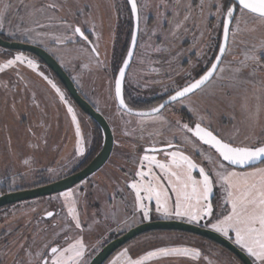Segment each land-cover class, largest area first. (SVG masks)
Wrapping results in <instances>:
<instances>
[{
	"label": "rangeland",
	"instance_id": "1",
	"mask_svg": "<svg viewBox=\"0 0 264 264\" xmlns=\"http://www.w3.org/2000/svg\"><path fill=\"white\" fill-rule=\"evenodd\" d=\"M138 1L141 36L126 84L127 97L135 105L139 102L158 104L177 86L196 77L199 69L196 68V60L190 55L194 52L199 56L200 46L203 49L204 45L220 39L221 29L217 27L219 19L215 15L216 8L210 6L214 5V0H203V15L198 7L201 0H180L179 5H174L173 0H165L170 5L167 9L163 6L157 7L162 4V0ZM5 2L11 7L5 21L6 30L0 34L8 39L20 41L19 33L13 37L8 35V32L14 31L17 26L33 27L35 32L49 33L50 35L36 37L35 43H28L46 50L59 61L80 93L109 122L115 146L108 163L102 169L79 186L68 190L76 194L77 213L83 231L75 229L74 222L67 215V206L61 193L0 209V264H21L26 259L24 251L20 248L21 244L27 247L33 243L35 236L34 251L38 250L46 240H56L54 231L63 235L62 229L68 226H71L69 236L83 237L87 245L85 259L89 264L108 241L137 225L153 219H164L155 212L153 202L150 219L143 220L142 215L135 210L134 193L126 186L136 171L137 165L134 161L144 154L145 148L153 144L162 147L164 142L175 136L174 143H178L182 150L201 166L208 167L207 161L201 158L192 144L184 140V134L175 124L176 120L186 123L195 117L186 107L175 104L164 110L171 128L160 129L158 124L146 121L142 130L138 117L129 116L122 110L118 111L114 99V82L121 60L120 50H124L131 34V18L124 0H67L65 11L57 14L66 17L70 22L79 20L83 24L87 17L73 13H76L78 7L91 5L90 9L85 8L93 17L92 23L86 27L93 44L98 46L101 62L99 64L90 53L79 50L84 44L82 41L80 44L67 45L54 42V35L70 34L59 21L49 22L40 17L41 23L51 26L36 28L31 24L28 12L33 5L39 6L42 0ZM220 2L223 3L224 0ZM187 3L193 5L191 19L185 21L182 28L175 30V23L183 21L184 6ZM174 9L179 11V16L173 14ZM255 35L258 37L260 34ZM245 39L250 37L245 36ZM184 42H188L190 47L182 49ZM157 48L161 50L156 51ZM234 52L237 58H240V48L237 47ZM18 53L33 58L39 65L38 71L53 80L64 92L68 104L72 106L80 122L84 154H77L75 125L67 106L60 101L47 81L26 65L6 69L0 73V196L17 189L53 183L72 174L89 154H92L96 138V129L90 119L74 103L57 77L41 60L26 52L0 48V63ZM183 57L189 61L185 69L181 66ZM228 60H232V57L229 56ZM165 89H168V92ZM245 96L249 108L254 109L256 100L251 91L245 93L217 89L214 96L197 94L191 97V102L199 107L206 122L221 135L228 136L235 129H239L237 138L242 140L250 131H254L256 135L264 134V113L261 114L260 125L254 130L249 128L250 122L241 108ZM137 100L139 102H135ZM158 131H162L163 135H156ZM126 132L128 135H125ZM202 147L207 151V146ZM157 158L163 159L164 156L161 153ZM26 159L29 160L27 165L24 163ZM216 191L219 192V189ZM113 196L116 199L113 200ZM213 203L218 213L223 210L219 195L214 197ZM49 211L56 214L54 219L44 217ZM52 224L57 227L53 229ZM207 224L208 220L205 219L195 225L210 229ZM46 227V232L40 231L37 235L39 229ZM59 243L63 244L64 240L60 239ZM175 246L199 249L202 258L193 261L185 257H160L148 264H209V261L211 264H242L220 246L192 235L166 231L150 232L133 239L116 251L105 264H110L125 248L135 257L155 248Z\"/></svg>",
	"mask_w": 264,
	"mask_h": 264
},
{
	"label": "snow or ice",
	"instance_id": "2",
	"mask_svg": "<svg viewBox=\"0 0 264 264\" xmlns=\"http://www.w3.org/2000/svg\"><path fill=\"white\" fill-rule=\"evenodd\" d=\"M130 4L131 14L136 19V31L132 33V45L137 43V31L141 20L138 0H127ZM174 5H179L180 0H173ZM165 9L170 7L165 0L161 5ZM216 17L219 19V27L222 30V41L216 44L218 53L208 61V66L181 86H177L159 104L150 107L146 111H136L126 103L124 95V81L126 69L129 67L134 53L129 48L127 58L123 60V66L119 68L114 82V99L118 103V111L123 110L129 116L139 118L138 123L143 130L146 121L158 124L160 129L171 128V123L164 115V110L170 106L180 104L195 117L191 122L182 123L176 120L179 131L184 134V140L192 144L201 158L208 163V167L201 166L193 157L174 143L173 139L164 142L162 147L144 149V154L139 156L136 163V171L132 174L131 182L127 187L134 193L135 210L143 220H149L154 202L155 212L164 219L186 220L189 224H199L207 219L206 225L212 231L228 238L242 252L251 258V264H264V134L256 135L250 131L244 139L238 140L239 129L228 136L221 135L211 127L206 118L201 114L199 107L191 102V97L197 94L214 96L216 90L228 89L232 92L251 91L256 100L254 109H250L245 102L241 105L249 120V128L254 130L260 125L261 114L264 113V0H214ZM11 5L5 0H0V32L5 31ZM67 0H42L39 6L33 5L28 12L31 24L36 28L50 27L51 24L41 23L40 17L45 20L59 21L70 34L61 33L52 38L60 45L84 44L79 49L90 53L99 61L98 46L89 39V30L86 25L92 23L91 5L78 7L73 15L87 17L83 24L79 20L70 22L64 16L57 15L65 11ZM147 7V5H145ZM183 21H177L175 30L183 27V23L191 19L193 11L192 3L185 6ZM203 15L204 3L198 5ZM70 11V9H69ZM179 16V11H173ZM243 25V26H242ZM93 25V29H94ZM33 27H19L9 31V37L16 36L22 43H35L36 37L50 35L49 33H33ZM259 33L257 37L255 34ZM175 34V31L173 32ZM245 36L250 39H245ZM42 43V41H41ZM240 48V58L235 55L234 49ZM161 49L157 48L156 51ZM231 56L232 60H228ZM18 65H26L29 69L37 71L47 83L55 90L61 102L67 106L75 125L77 137L76 150L78 155L84 154V138L81 132L80 122L72 106L68 104L64 92L57 84L49 79L43 72L38 71L37 62L23 53L4 60L0 63V73L6 69H13ZM87 67V65H85ZM191 76V73L188 74ZM168 92V89H165ZM131 123V121H129ZM264 133V128H262ZM125 135H128L126 132ZM156 135H163L158 131ZM142 138V137H141ZM202 146H207V151ZM163 159H158L159 154ZM29 164V160H24ZM49 171H52L49 169ZM194 173H196L194 175ZM127 175V173H125ZM219 189V192L216 189ZM219 195L223 202V210L219 213L214 208V197ZM67 206V215L74 222L75 229L83 231L82 224L77 213L76 194L72 191L61 193ZM115 199V196L112 197ZM115 215V213H113ZM56 214L49 211L46 217L55 218ZM51 227L55 229L56 224ZM71 226L62 229L61 232H53L56 240H46L42 247L34 251L33 243L27 247L24 244L20 248L24 251L25 261L21 264H87L85 259L87 245L82 236L72 237L68 235ZM47 231V227L39 229ZM63 239L64 243H59ZM160 257H185L195 261L202 258L199 249L175 246L160 247L144 252L133 257L128 248L121 251L110 264H148ZM207 259L206 257H203ZM211 264V261H209Z\"/></svg>",
	"mask_w": 264,
	"mask_h": 264
},
{
	"label": "water",
	"instance_id": "3",
	"mask_svg": "<svg viewBox=\"0 0 264 264\" xmlns=\"http://www.w3.org/2000/svg\"><path fill=\"white\" fill-rule=\"evenodd\" d=\"M129 7L131 8L130 4ZM133 20V30L136 31V19L132 16ZM140 31V25H139ZM139 31H137V43L135 46L132 45V39L130 41L129 48H132L135 54ZM132 38V37H131ZM222 41V40H221ZM0 48L9 51H20L26 52L34 55L39 60H41L57 77L60 83L63 85L71 99L79 107V109L91 120H93L102 133V147L101 150L95 155L92 161L81 171L65 177L59 181L49 183L47 185L37 187L30 190H23L17 192H10L0 196V209L8 206L19 204L21 202L46 198L62 192L73 189L78 184L82 183L90 176L102 169L109 161L113 149L115 146V138L113 130L107 121V119L87 101L80 94L78 88L74 84L73 80L63 69V67L58 63V61L46 50L29 43H22L20 41H9L0 37ZM129 50V49H128ZM128 53V52H127ZM127 58V55L125 59ZM134 55L131 58L129 67L126 69L125 79L132 64ZM123 66V63L121 67ZM118 75V74H117ZM125 87V81L124 85ZM127 103V102H126ZM118 105V103H117ZM136 111H146L148 109H134ZM123 111V110H122ZM148 148V147H147ZM48 218V217H47ZM156 231H166V232H180L195 235L204 239H207L233 254L242 264H251V258H249L246 253L242 252L235 244L232 243L230 239H227L212 231L211 229L204 228L195 224H189L187 222L179 220H155L150 222H145L143 224L137 225L124 233L123 235L117 237L116 239L105 245L89 262V264H105L107 260L120 248L131 242L133 239L140 237L144 234Z\"/></svg>",
	"mask_w": 264,
	"mask_h": 264
},
{
	"label": "flooded vegetation",
	"instance_id": "4",
	"mask_svg": "<svg viewBox=\"0 0 264 264\" xmlns=\"http://www.w3.org/2000/svg\"><path fill=\"white\" fill-rule=\"evenodd\" d=\"M125 1V4H126V8H127V11H129V14H130V18H131V21H130V24H131V34H130V39H129V41H128V44L126 45V46H124V50L122 51V49L120 50V52H121V60H120V63H119V68L121 67V65H122V63H123V60L125 59V57H126V55H127V52H128V49H129V45H130V41H131V37H132V30H133V20H132V14H131V11H130V7H129V4H128V2H127V0H124ZM138 6H139V10H140V4H139V1H138ZM141 15V14H140ZM121 33V32H120ZM140 36H141V20H140V31H139V39H138V44H139V40H140ZM89 39L93 42V40H92V37H91V35H89ZM221 40H222V30H221V34H220V39H216V41H214V42H211V43H209L208 45H204V47L205 48H203L202 49V47L200 46L199 47V49H200V53H199V56H198V54L197 53H192L191 55H190V57H193L195 60H196V63H197V65H196V68H198L199 70H198V74H201L202 73V70L203 69H205L207 66H208V61H210V60H212L213 58H214V56L218 53V49L216 48V44H218L219 42H221ZM21 42V41H20ZM30 44V43H29ZM190 47V44L188 43V42H184L183 44H182V49H187V48H189ZM137 49H138V45H137V48H136V51H135V54H134V58H135V55H136V52H137ZM209 52H210V54H209ZM49 53V52H48ZM54 57V56H53ZM170 57L171 56H169V60H170ZM55 58V57H54ZM134 58H133V61H134ZM56 59V58H55ZM57 60V59H56ZM181 60L183 61L182 62V68H187L188 67V59L187 58H185V57H183V58H181ZM58 61V60H57ZM133 61H132V64H131V66H130V69H129V71H128V74H127V76H126V79H125V87H124V95H125V100H126V102L129 104V106L130 107H133L135 104H133V102H131L130 100H129V98L127 97V88H126V84H127V80H128V76H129V74H130V71H131V67H132V65H133ZM58 63H59V61H58ZM60 64V63H59ZM62 66V65H61ZM119 68H118V70H119ZM64 69V68H63ZM65 70V69H64ZM118 70H117V73H116V76H117V74H118ZM66 71V70H65ZM67 72V71H66ZM68 74V73H67ZM198 74L196 75V78H198ZM69 75V74H68ZM70 76V75H69ZM71 78V77H70ZM58 80V79H57ZM59 81V80H58ZM60 82V81H59ZM75 84V83H74ZM62 85V84H61ZM63 86V85H62ZM115 86V85H114ZM77 87V86H76ZM79 90V89H78ZM80 92V91H79ZM167 98V96L166 97H164L163 99H166ZM162 99V100H163ZM86 100V99H85ZM162 100L160 101V102H162ZM116 101V100H115ZM135 102H139L138 100L137 101H135ZM159 102V103H160ZM158 103V104H159ZM138 104V103H137ZM116 105H117V101H116ZM117 107H118V105H117ZM104 116V115H103ZM105 117V116H104ZM92 161V160H91ZM90 163V162H89ZM86 167V166H85ZM84 167V168H85ZM83 168V169H84ZM76 171V170H75ZM81 171V170H80ZM77 173V172H76ZM72 174H75V172L74 173H72ZM72 174H70V175H72ZM70 175H68V176H70ZM68 176H66V177H68ZM65 178V177H64ZM63 179V178H62ZM84 182V181H83ZM82 182V183H83ZM49 184V183H48ZM81 184V183H80ZM80 184H78L77 186H79ZM44 185H47V184H43V185H37V186H32V187H29V188H24V189H17V190H15V191H12V192H17V191H23V190H30V189H34V188H37V187H41V186H44ZM77 186H75V187H77ZM74 187V188H75ZM73 188V189H74ZM8 193H10V192H8ZM116 196H118L119 197V194H117ZM110 199V198H109ZM115 199H116V197H115ZM110 203H112V199H110ZM8 207H11V206H8ZM7 208V207H6ZM51 212H53L54 213V211H51ZM44 217L46 218V219H50V218H47L46 217V214L44 215ZM132 229V228H131ZM130 230V229H129ZM128 230V231H129ZM127 232V231H126ZM125 232V233H126ZM124 233H122L121 235H123ZM121 235H118L117 237H119V236H121ZM117 237H115L114 239H116ZM114 239H112V240H114ZM112 240H110V241H108L105 245H107L109 242H111ZM104 245V246H105ZM103 246V247H104ZM102 247V248H103ZM101 248V249H102ZM100 249V250H101ZM99 250V251H100Z\"/></svg>",
	"mask_w": 264,
	"mask_h": 264
},
{
	"label": "trees",
	"instance_id": "5",
	"mask_svg": "<svg viewBox=\"0 0 264 264\" xmlns=\"http://www.w3.org/2000/svg\"><path fill=\"white\" fill-rule=\"evenodd\" d=\"M0 37H2L3 39L5 40H9V41H18V40H12V39H8L6 38L5 36L1 35L0 34ZM82 95V93H80ZM83 96V95H82ZM84 97V96H83ZM85 99V97H84ZM87 100V99H86ZM88 101V100H87ZM141 104V105H140ZM157 104H153V103H146V102H139L137 105H134L133 108L134 109H149L150 107L152 106H155ZM90 119V118H89ZM90 121L92 122V124L94 125L95 129H96V138H95V145H94V148H93V152L92 154H89V156L85 159L84 162H82V164L77 168L76 171H74L75 173L76 172H79L80 170H82L85 166H87L89 164V162H91V160L95 157V155L101 150V147H102V133H101V130L99 129V127L97 126V124L90 119ZM73 172V173H74ZM48 184V183H47ZM5 194V193H4ZM155 220H168V219H153L151 221H155ZM198 226H201V227H204L202 225H198ZM205 228V227H204ZM172 233H176V234H183V235H191V234H186V233H180V232H172ZM192 236H195V235H192ZM195 237H198V236H195ZM200 239H203V240H206L212 244H215L207 239H204V238H201V237H198ZM217 245V244H215ZM219 246V245H217ZM221 247V246H220ZM222 248V247H221ZM224 249V248H223ZM226 250V249H225ZM227 251V250H226ZM229 252V251H228ZM230 253V252H229Z\"/></svg>",
	"mask_w": 264,
	"mask_h": 264
}]
</instances>
